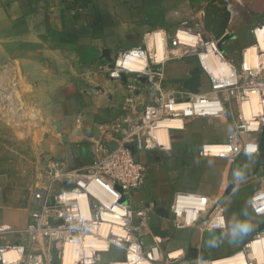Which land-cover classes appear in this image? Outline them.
<instances>
[{
	"label": "crops",
	"instance_id": "1",
	"mask_svg": "<svg viewBox=\"0 0 264 264\" xmlns=\"http://www.w3.org/2000/svg\"><path fill=\"white\" fill-rule=\"evenodd\" d=\"M211 1L0 0V53L5 67L19 64L27 82L35 86L44 119L39 125L44 126L37 157L43 167L40 175L50 178L56 172L88 168L105 148L121 140L126 116L142 111L148 89L143 78L134 82L133 76L113 79L108 75L118 52L141 45L152 30H163L172 38L185 23L206 29L203 14ZM227 1L232 13L227 31L235 37L224 43L221 54L239 65L243 50L253 41L251 29L264 22V12ZM176 51L178 57L171 56L163 64L164 86L192 92L185 84L193 69L200 67L198 55L184 47ZM211 86L202 70L199 90L208 91ZM233 108L232 99L222 118L185 116L182 126L168 131L165 147L134 149L146 174L128 202L136 214L149 217V223L153 220L160 234L168 235L164 248L180 249L173 253H186L193 247L218 260L241 252L245 264H250L251 257L264 264V233L252 240L261 232L264 216L256 214L250 204L252 195L264 190L261 132H248L251 144L234 157L201 153L204 145L232 140L230 116L237 114ZM5 162L0 163V228L22 230L31 221L34 180L22 162L15 168L11 156H5ZM88 188L106 202L111 199L101 184ZM178 192L214 200L223 208L226 226L172 228L169 210ZM185 207L191 208L188 215L193 216V208L202 209V204L197 197L182 194L177 209L185 211ZM241 222L249 225L246 233L238 228ZM214 239L215 246L210 244ZM251 240L248 250H243ZM0 264L6 263L0 259Z\"/></svg>",
	"mask_w": 264,
	"mask_h": 264
},
{
	"label": "built area",
	"instance_id": "2",
	"mask_svg": "<svg viewBox=\"0 0 264 264\" xmlns=\"http://www.w3.org/2000/svg\"><path fill=\"white\" fill-rule=\"evenodd\" d=\"M261 27H264V22H259L252 27L253 41L250 45H254L260 57L264 58V49L259 46L256 38ZM183 33L191 37L188 39L183 36ZM158 38L164 43L161 51L157 47ZM197 39L201 42L200 47L192 44L193 40L195 42ZM207 44H210L220 58L230 65L229 75L223 74L221 77H216L205 67L201 53L207 48ZM178 47H188L190 51L198 55L201 69L209 75L212 81V86L208 91L199 90L194 93L164 86L163 64L171 56L178 57L179 53L176 51ZM247 48L242 52L243 58L238 68L224 58L217 45V40L210 32L198 25L191 27L185 23L184 27L172 38H169L163 30H152L146 34L141 45L120 50L108 69V75L113 79L133 76L134 82H141V78L145 79L148 101L142 111L138 115L128 114L126 116L118 147L105 148L88 168H75L54 173L44 185L37 186L31 197V221L28 226L22 230L11 227L0 228V239H5L6 234H14L18 238H21L24 233L33 235L34 238L43 235L54 245L57 257L62 258L63 255L64 258L67 243H82L88 236H92L108 242L109 245L106 251H99L95 249V246H91L94 254L92 264H113L116 260L105 262L100 260L101 254L109 251L113 245L125 248L123 260L127 264H137L141 259L149 261L150 264H181L184 254L173 256L172 253H164L161 245L166 238L155 235L150 229L149 217L147 218L143 213L136 214L129 205L128 199L131 192L143 184L146 174L145 166L135 158L132 147L134 149L165 147V142H162L157 135L163 120L175 118L183 120L185 116L194 115L222 118L228 114L231 99H236L237 103H243L248 100L251 92L257 90L261 96L260 103L263 111L254 113L249 119H245L239 108L235 117L230 116L234 124V137L228 142L232 144V148L226 155L234 157L246 145H250L249 139L245 137L246 134L252 131L261 132L264 123V63L260 67H247L244 62ZM139 61L141 63L138 66L129 63L138 64ZM233 142L238 145H234ZM208 145L203 146L202 154H213L207 150ZM221 156L224 155L221 154ZM66 180L70 181L74 187L64 188L63 182ZM94 180H98L113 192V200L110 204L88 189L89 184ZM56 183L62 185L61 192L58 194L54 191ZM82 191L88 194L89 215L83 213L79 199L76 194H72ZM182 194L197 197L201 201L202 209L193 208L195 213L193 216L188 215L191 209L189 207H185V211H178L177 203ZM124 196L127 202L122 201ZM262 200H264V192H255L250 200L251 207L258 215L264 214L257 207ZM123 205L125 211L118 215V208ZM169 211L172 214L174 226L179 229L198 227L200 224H203L206 229L226 226L223 208L214 200L200 194L178 192ZM106 212L114 213V218L106 219L104 216ZM179 214L183 215L182 220ZM136 216H138L137 222L135 221ZM103 225H105V230L101 231ZM116 226L124 231L117 233L114 230ZM148 236H150L149 239ZM124 244L127 245L124 247ZM51 249L52 247L48 250L49 256L39 255L40 264H51L53 259ZM0 251L4 252V250ZM2 260L6 264L24 263L20 259L13 263ZM210 260L196 258L194 264H205ZM77 264L84 263L79 261Z\"/></svg>",
	"mask_w": 264,
	"mask_h": 264
},
{
	"label": "rangeland",
	"instance_id": "3",
	"mask_svg": "<svg viewBox=\"0 0 264 264\" xmlns=\"http://www.w3.org/2000/svg\"><path fill=\"white\" fill-rule=\"evenodd\" d=\"M236 1L242 4L241 0ZM192 44L200 47L199 45L201 42L197 39L195 42L193 40ZM185 50L187 51L189 48L185 47ZM205 65L208 66L209 63H205ZM239 65L236 64L238 68ZM5 66V59L3 58V54L0 53V163L2 160L4 163H6L5 156L7 159H9L11 156L14 168L17 167L21 162L23 165L27 166V176L29 178L32 176L34 180L32 186V190L34 191L37 186H42L50 180L49 178H46L45 173L40 175V173L43 172L41 170L43 167H41L40 163L37 162L39 153L38 147H41L42 145V130L44 129V126L39 125L43 123L44 119L41 116V111L38 110L39 101H37L38 96L35 86L27 82L23 73L24 71H22L19 64L18 67L13 66L12 69H6ZM233 100L235 101V108H233V110L235 113H238L239 108H242V102L237 103L236 99ZM251 115L252 113H250V116L249 113L245 114L244 118L248 119L251 117ZM245 137L248 138L247 135ZM36 170L38 173H36ZM45 179L46 181L44 182ZM61 187L62 185L60 183L55 184L54 191L56 194L61 192ZM258 192H264V190ZM262 216H264V214ZM173 217H175V215ZM170 224L172 228L179 229L174 226L172 217L170 219ZM149 225L150 227L157 226L154 224L153 220ZM154 230H156L155 235H158L161 238H166L168 236L160 234L159 228ZM166 243L167 242L165 241L161 245L164 253H172L173 251L180 250H167L164 248ZM126 245L127 244H124V247ZM11 247H22V255L20 260L24 262L23 264H40L39 255H42L43 257L49 256L48 250L50 247H52L51 252L53 253L51 264L63 263V255L62 258H58L54 245L51 244L50 240L43 235L34 238L33 235L24 233L21 238H15L11 240L9 244H7L6 239H0V250H7ZM180 254H184L181 264H194L196 261V259L190 257L188 251L184 253V251L181 250L178 253L172 255L177 256ZM101 255L102 258L100 260L103 262L110 260H123L125 248H120L116 245H113L109 251L104 252ZM253 260L254 258L251 257L250 261L252 264L254 262Z\"/></svg>",
	"mask_w": 264,
	"mask_h": 264
},
{
	"label": "bare ground",
	"instance_id": "4",
	"mask_svg": "<svg viewBox=\"0 0 264 264\" xmlns=\"http://www.w3.org/2000/svg\"><path fill=\"white\" fill-rule=\"evenodd\" d=\"M183 36L186 38L191 37V35L187 33H183ZM256 38L258 39L259 46H261L264 49V27H261L258 30V33L256 35ZM164 43L160 40V38L157 39V47L159 51L163 49ZM201 57L203 60V63H209L208 66L205 65V67L216 77H221L223 74L229 75L231 72L230 65L223 61L220 56L217 54L215 49L210 45L207 44V48L202 51ZM244 62L247 67H260L262 63H264V58L260 57L258 51L256 50V47L254 45H249L248 48L246 49L245 57H244ZM133 66H138L141 62L139 61L138 64L134 62H129ZM217 73V74H216ZM4 86V85H3ZM5 93V91H4ZM10 96V95H9ZM261 101V96L260 93L255 90L249 94L248 100L244 101L242 103V108L241 110L243 111V115L245 117V114L252 113V115L255 113H260L263 111V106L260 103ZM248 117V115H247ZM249 119V118H248ZM250 122V121H249ZM253 122V121H251ZM183 124V120L181 118H175V119H165L161 123V128L158 130L157 135L159 139L162 142H165L167 145L168 141H166V135L168 131L171 128H176L180 127ZM234 145H238L236 142H233ZM232 144L231 143H219V144H209L207 146V150L210 153L213 154H222L226 155L231 151ZM97 183L101 184L109 193H111V199L106 202L107 204H110L113 200V192L109 189H107L102 183H100L98 180L92 181L89 185ZM89 187V186H88ZM89 189V188H88ZM73 195L76 194L77 198L79 199L80 206L83 210V213L85 215L90 214V206H89V200H88V194L86 191H82L81 193H72ZM259 208L260 212H264V202L263 200L260 201V204L257 206ZM125 211V206H120L118 208V215H121ZM106 219H111L114 218V213L106 212L104 215ZM105 225L102 226L101 231H104ZM114 230L117 233H122L124 230L121 229L119 226L114 227ZM264 233V232H263ZM262 233V234H263ZM261 235V234H260ZM260 235L256 236L254 239L259 237ZM252 239V240H254ZM252 240L249 242L245 250H248V247ZM91 246H95V249L99 251H106L109 247L108 242L101 241L98 238H94L92 236H88L86 241L84 242H75V243H67L66 245V250H65V255L63 258V263L62 264H77L79 261H83L84 264H92L94 262V257H93V250ZM94 249V250H95ZM22 253V248L21 247H11L7 250H4V252L0 251V258L6 260L7 262H17L21 256H20V251ZM244 250V249H243ZM241 251V250H240ZM172 254H176L173 253ZM22 255V254H21ZM20 256V257H19ZM245 256L241 252L238 254L232 256V257H227L223 259H211L209 262H206L205 264H245L244 260ZM254 261V260H253ZM250 264H252L251 261H249ZM256 262H253V264ZM101 264V263H100ZM113 264H127L125 260H117L114 261ZM137 264H150L149 261L145 259H141L138 261ZM257 264V263H256ZM262 264V263H259Z\"/></svg>",
	"mask_w": 264,
	"mask_h": 264
},
{
	"label": "water",
	"instance_id": "5",
	"mask_svg": "<svg viewBox=\"0 0 264 264\" xmlns=\"http://www.w3.org/2000/svg\"><path fill=\"white\" fill-rule=\"evenodd\" d=\"M241 2L249 7L250 9L257 11V12H264V0H241ZM231 4L227 0H212L208 3L206 8L204 9L203 14V20L206 25V30L213 34V36L217 40V45L219 49L223 50V45L228 39H232L235 37L234 34H230L227 30L228 27L232 21V13H231ZM202 69L197 66L193 69L191 72V78L186 82V87L196 93L199 91L200 87V77H201ZM144 80V78H143ZM119 146V141L115 140L111 146L110 149H114ZM259 148L261 151L264 152V123L261 128V135H260V142H259ZM133 151L134 147H132ZM63 187L66 189H71L74 187V185L66 180L63 182ZM117 189L121 190L120 187H117ZM123 202H127L126 196L122 199ZM158 226H152L150 227L151 231L156 234V229ZM261 232H264V221L261 224L260 227ZM18 238V236L14 234H6L5 239L7 242H10L11 240ZM189 255L191 258H199L201 260H207L210 259V256L207 252L199 250L197 248H189L188 250Z\"/></svg>",
	"mask_w": 264,
	"mask_h": 264
},
{
	"label": "clouds",
	"instance_id": "6",
	"mask_svg": "<svg viewBox=\"0 0 264 264\" xmlns=\"http://www.w3.org/2000/svg\"><path fill=\"white\" fill-rule=\"evenodd\" d=\"M238 228H239L241 233H246L249 230V225L246 222H241L238 225ZM216 243H217V241L215 239L210 241V244H212L213 246H215Z\"/></svg>",
	"mask_w": 264,
	"mask_h": 264
}]
</instances>
